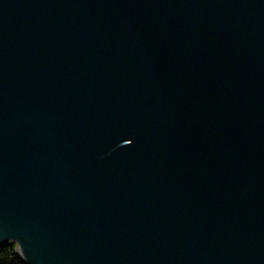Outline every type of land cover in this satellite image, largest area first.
Wrapping results in <instances>:
<instances>
[{
    "label": "water",
    "instance_id": "95a60500",
    "mask_svg": "<svg viewBox=\"0 0 264 264\" xmlns=\"http://www.w3.org/2000/svg\"><path fill=\"white\" fill-rule=\"evenodd\" d=\"M24 264H264V0H0V246Z\"/></svg>",
    "mask_w": 264,
    "mask_h": 264
},
{
    "label": "trees",
    "instance_id": "16d2710c",
    "mask_svg": "<svg viewBox=\"0 0 264 264\" xmlns=\"http://www.w3.org/2000/svg\"><path fill=\"white\" fill-rule=\"evenodd\" d=\"M0 264H24L16 254L15 244L0 246Z\"/></svg>",
    "mask_w": 264,
    "mask_h": 264
}]
</instances>
